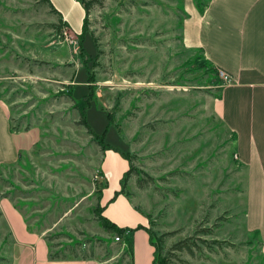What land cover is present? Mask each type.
I'll use <instances>...</instances> for the list:
<instances>
[{
  "label": "rangeland",
  "instance_id": "1",
  "mask_svg": "<svg viewBox=\"0 0 264 264\" xmlns=\"http://www.w3.org/2000/svg\"><path fill=\"white\" fill-rule=\"evenodd\" d=\"M207 1L92 0L80 44L43 0H0V99L13 128L40 130L0 167V197L51 252L129 264L93 210L118 183L167 264H264L244 225L243 170L212 109L220 80L182 39L188 8ZM107 149L127 158L122 192L100 169ZM131 229L132 264H151L146 230ZM10 244L0 217V264Z\"/></svg>",
  "mask_w": 264,
  "mask_h": 264
},
{
  "label": "crops",
  "instance_id": "2",
  "mask_svg": "<svg viewBox=\"0 0 264 264\" xmlns=\"http://www.w3.org/2000/svg\"><path fill=\"white\" fill-rule=\"evenodd\" d=\"M48 1L68 32L79 35L85 15L80 2ZM182 39L184 45L200 49L215 72L222 69L230 76L227 83L219 79L212 109L230 135L233 161L243 170L244 225L257 233L264 257V0H208L201 12L191 6L182 22ZM39 140L40 130L34 125L12 127L0 99V167L13 164ZM125 160L116 151L104 150L100 163L104 177L113 173L120 179L127 169ZM113 188L99 190L100 214L123 228L122 240L131 242L127 229L144 227V216L116 192L118 183ZM0 217L11 238L10 264H93L79 259L48 260L42 236L27 227L6 197H0Z\"/></svg>",
  "mask_w": 264,
  "mask_h": 264
},
{
  "label": "trees",
  "instance_id": "3",
  "mask_svg": "<svg viewBox=\"0 0 264 264\" xmlns=\"http://www.w3.org/2000/svg\"><path fill=\"white\" fill-rule=\"evenodd\" d=\"M44 3L46 4V6L48 7V9L50 10V12H52L53 14H55L58 18V20L63 23L60 19V15L59 13L52 7V5L50 4V2L48 0H43ZM82 6V8L84 9V12H85V15H84V18H83V22H82V30L80 32V34L77 36L79 38V42L81 44V41H82V37L83 36V33L85 31V19H86V12L90 6V4L92 3V0H78ZM204 7V6H203ZM203 7H200L198 5H195V8L197 9L198 12H201ZM81 47V46H80ZM216 73V72H215ZM87 103L85 104L84 106V109L87 107ZM82 116L81 119H80V124H82L86 130L88 131V133L90 135H95L97 136L98 138H101V136L99 135H96L92 130L91 128L87 125L86 121H85V118H84V114H81ZM122 156L124 157V159L127 160L126 156H124V154H122ZM128 174H129V169L127 168L125 170V172L122 174L121 176V179H120V192H122V189H123V185H124V182L126 180V178L128 177ZM14 206V205H13ZM15 207V206H14ZM16 208V207H15ZM17 209V208H16ZM97 209H101L99 204H96V206L93 208L94 212L97 211ZM18 210V209H17ZM97 220L101 223V225H103L106 229L108 230H111L113 231L115 234H118L117 236H121V233L123 232V228H119L117 226H115L114 224H112L111 222H109L104 216L102 215H97ZM141 227V226H140ZM144 228V227H143ZM147 232V235H148V240H149V243L150 245L152 246L153 248V251H152V260H151V264H167V260H166V256H161L159 257L158 256V253H157V246L155 247V245L153 244V242L151 241V234L149 233V231L144 228ZM132 229L131 228H128L127 231L130 232ZM46 245H47V238L43 237ZM122 244L125 246L124 248V253L128 256V260H129V264H132V253H131V244H130V241L129 240H124L122 242ZM70 248V253L71 254V257L72 258H67L66 256H64V254H58L57 252H51V250H49V246H47L48 250H47V259L48 260H76V259H79V260H84L86 258V255L84 254H77L74 250V248L72 246H67ZM183 247H186V245L184 244V242H177L174 244V249H177V250H182L184 249ZM186 249V248H185ZM189 249V248H187Z\"/></svg>",
  "mask_w": 264,
  "mask_h": 264
},
{
  "label": "built area",
  "instance_id": "4",
  "mask_svg": "<svg viewBox=\"0 0 264 264\" xmlns=\"http://www.w3.org/2000/svg\"><path fill=\"white\" fill-rule=\"evenodd\" d=\"M216 76L221 80L222 83H227L230 80V76L222 69L216 70ZM114 240L118 241L119 237L115 236Z\"/></svg>",
  "mask_w": 264,
  "mask_h": 264
}]
</instances>
